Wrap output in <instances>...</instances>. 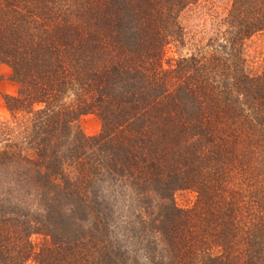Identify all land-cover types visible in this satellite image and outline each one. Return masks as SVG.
<instances>
[{
	"label": "trees",
	"instance_id": "obj_1",
	"mask_svg": "<svg viewBox=\"0 0 264 264\" xmlns=\"http://www.w3.org/2000/svg\"><path fill=\"white\" fill-rule=\"evenodd\" d=\"M202 2L0 0L21 87L0 123V264H264V59L244 55L264 0H231L217 46L165 62Z\"/></svg>",
	"mask_w": 264,
	"mask_h": 264
},
{
	"label": "rangeland",
	"instance_id": "obj_2",
	"mask_svg": "<svg viewBox=\"0 0 264 264\" xmlns=\"http://www.w3.org/2000/svg\"><path fill=\"white\" fill-rule=\"evenodd\" d=\"M230 1L203 0L198 6H194L184 12L180 22L186 30L185 43L183 45L175 43L168 46L165 52V62L176 60L180 56H189L203 48L207 49L213 38L215 42L212 45L217 46L216 41L219 35H216V26L222 21ZM244 55L253 70H261L264 59V34H258L245 43ZM166 67L167 65L165 64ZM20 88V85L12 79L10 67L5 64L0 65V123L11 122L12 117L6 107L5 96H17ZM76 127L86 137H94L101 133L102 121L96 114H88L79 119ZM195 199V194L191 192H179L176 194V200L180 206L192 205ZM130 209L126 208L124 200L121 197L116 212L117 220H113L117 224V231H122V223L126 226V221H129L128 218L121 219L127 217L125 214ZM50 241V236H45L42 233L33 234L30 237V242L33 244L36 253L43 251ZM141 261L145 263L142 256ZM26 264L37 263L34 260H30Z\"/></svg>",
	"mask_w": 264,
	"mask_h": 264
}]
</instances>
